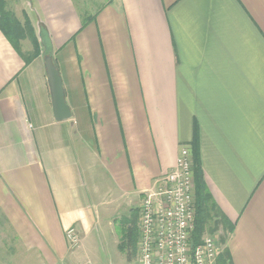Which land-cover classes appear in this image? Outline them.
Returning a JSON list of instances; mask_svg holds the SVG:
<instances>
[{
	"label": "crops",
	"instance_id": "0c3cea01",
	"mask_svg": "<svg viewBox=\"0 0 264 264\" xmlns=\"http://www.w3.org/2000/svg\"><path fill=\"white\" fill-rule=\"evenodd\" d=\"M14 1L41 44L26 63L33 46L18 52L0 24V264H98L104 232L123 248L116 221L138 214L181 148L201 169L203 237L221 264H264V0Z\"/></svg>",
	"mask_w": 264,
	"mask_h": 264
},
{
	"label": "built area",
	"instance_id": "2783aa9c",
	"mask_svg": "<svg viewBox=\"0 0 264 264\" xmlns=\"http://www.w3.org/2000/svg\"><path fill=\"white\" fill-rule=\"evenodd\" d=\"M138 214L139 264H217L220 246L214 237H203L198 246L192 243L196 202L187 148L180 149L174 169L145 195ZM65 239L70 251L80 244L74 229L65 232Z\"/></svg>",
	"mask_w": 264,
	"mask_h": 264
},
{
	"label": "trees",
	"instance_id": "16d2710c",
	"mask_svg": "<svg viewBox=\"0 0 264 264\" xmlns=\"http://www.w3.org/2000/svg\"><path fill=\"white\" fill-rule=\"evenodd\" d=\"M4 1L0 0V24L3 23V29L6 37L14 45L15 49L19 52V42L25 40L28 37L30 43L33 46L32 53L29 54L28 58H24L26 63H29L33 58L40 54V42L36 39L33 29L28 21L25 20L24 26L19 24L14 16L7 11L3 10ZM91 19V18H90ZM88 18H84L82 21V26L86 24ZM27 31V34L25 33ZM193 177L195 186V202H196V219L195 227L192 235L193 246H198L201 243L203 235L206 231V226L211 219V209L208 197L204 193L203 175L197 161L193 158ZM137 244L136 231L129 230L127 245L131 248V254H135ZM218 264H221L220 257L218 259Z\"/></svg>",
	"mask_w": 264,
	"mask_h": 264
},
{
	"label": "rangeland",
	"instance_id": "374dc122",
	"mask_svg": "<svg viewBox=\"0 0 264 264\" xmlns=\"http://www.w3.org/2000/svg\"><path fill=\"white\" fill-rule=\"evenodd\" d=\"M30 0H21V3L24 4L25 9L28 8V2ZM87 3L90 2V0H85ZM101 1V0H98ZM16 2L14 0H6L7 4V10L9 11H17V14L19 15L20 19H27V14H23L22 11H18V6L15 4ZM81 4V3H78ZM22 10L23 5L21 4ZM23 21V20H22ZM25 24V20L23 21ZM24 24H22L24 26ZM27 34V31H25ZM27 40L26 46H23V51L27 52L28 50H31L32 45L29 44V39L25 38ZM32 53V52H31ZM126 217V216H123ZM118 218V221H116V224L114 226L115 234L118 238H123L121 241L123 244V248L118 249L116 246L113 244V236L111 237L107 233H103V238H99V235H97L94 238V244L97 247L95 251L97 252L98 264H139L138 259H137V244H136V252L135 254H131L130 250L131 248L129 245H127V238H128V233L129 230H134L136 231L137 235V242H138V229H137V220L139 218L137 213H134L133 216H130L129 218ZM94 261V259H93Z\"/></svg>",
	"mask_w": 264,
	"mask_h": 264
},
{
	"label": "water",
	"instance_id": "95a60500",
	"mask_svg": "<svg viewBox=\"0 0 264 264\" xmlns=\"http://www.w3.org/2000/svg\"><path fill=\"white\" fill-rule=\"evenodd\" d=\"M44 69L52 101V113L56 122H65L71 119V112L65 102L61 78L52 58L45 56Z\"/></svg>",
	"mask_w": 264,
	"mask_h": 264
}]
</instances>
